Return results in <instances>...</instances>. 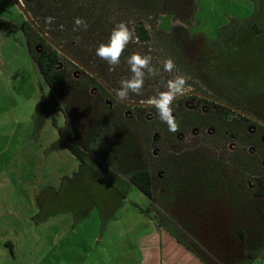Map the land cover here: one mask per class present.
Here are the masks:
<instances>
[{"label":"rangeland","instance_id":"1","mask_svg":"<svg viewBox=\"0 0 264 264\" xmlns=\"http://www.w3.org/2000/svg\"><path fill=\"white\" fill-rule=\"evenodd\" d=\"M196 3L188 29L198 36L190 52L186 48L183 53L190 67L195 60H189L209 57L214 50L199 35L215 41L221 27L234 18L247 21L254 12L253 0ZM0 18V264H203L196 250L179 238L182 233L190 242L197 239L202 245L207 239L213 247L221 246L224 260L232 236L225 234L229 222L174 214L178 208L172 201L153 199L152 204L133 185H121L126 197L116 202L113 192L99 187L102 204L89 209L88 216L60 210L89 202L87 188L56 194L78 168L67 150L51 149L57 139L53 122L65 127L66 118L56 112L41 126L36 122L51 91L28 52L26 35L18 27L25 18L12 0H0ZM145 25L151 35L156 30L168 33L175 20L160 13L157 19L149 16ZM34 43L43 44L37 37ZM74 71L72 67L69 81H74ZM156 173L154 169V177ZM44 190L47 200L38 204L36 198ZM40 207L58 213L40 214ZM250 264H264V257Z\"/></svg>","mask_w":264,"mask_h":264},{"label":"trees","instance_id":"2","mask_svg":"<svg viewBox=\"0 0 264 264\" xmlns=\"http://www.w3.org/2000/svg\"><path fill=\"white\" fill-rule=\"evenodd\" d=\"M22 1L32 22L40 31L77 61L92 69L95 67V73L111 88H118L119 80L131 75L125 61L129 55L138 52L141 55H151L153 65L161 68V75L155 79H146L145 86L151 83H166L175 75H184L190 79L197 78L212 91H220L231 97L241 98L261 112L264 110V0H253L252 16L247 21L232 19L230 23L220 28L218 39L215 41L199 35L204 42L214 45V50L209 57L200 55L199 58L189 60H195L192 67L187 66L188 61L183 60V53L187 46H192L198 36L191 35L188 29L195 18L197 0ZM160 13L172 14L175 25L168 33L156 30L151 35L145 21L151 15L157 19ZM49 16L55 18V23L50 27L45 24V18ZM76 17L83 18L88 23L87 31H73V21ZM119 21L129 24L138 37V42L129 44L121 56L120 65L115 71H109L108 64L95 55V49L100 43L107 42L112 27ZM25 25H28V29H24ZM18 27H21L26 35L28 52L51 91L50 98L44 101L36 122L41 126L49 115L56 112L63 113L66 125L58 127L55 121L53 122L57 130V139L51 144V149L67 150L78 162V168L72 178H65L66 183L60 186L56 194H61L66 188L68 191L72 187L88 190L89 202H84L83 207L72 203L60 210L72 211L74 214L79 211L81 216H88L89 209L102 204L99 199L101 197L99 187L108 188L110 192H113L112 197L116 202L126 197L125 189L121 185L127 184L135 186L153 204L151 176L140 162L138 154L140 147H137L133 133L129 131L123 135V130L118 128L117 121L114 123L115 126L109 125L107 118L95 121L92 118L89 103L83 100L82 105L79 104L81 98L77 93L76 83L81 81L91 83L94 80L83 78L69 81L67 72H71L72 67H77L57 50L48 46L26 20H23ZM35 37L39 42H43L41 45L44 50L41 52H34L32 49ZM167 58H171L176 65V71L173 73L162 70V62ZM60 100H62V106ZM81 108L84 117L79 119L77 115ZM93 120L95 122L91 124ZM261 180L264 181V178ZM72 193L73 191L70 195ZM46 194L44 190L37 196L38 204L45 203ZM258 194L260 214L256 230L252 231L250 227L245 229L247 222L250 225L254 222L250 217L234 222L236 229L231 231L233 233L227 228L225 234H232V236L229 237L230 246L225 251L224 260L220 256L222 247L219 245L213 247V243L211 244L207 239L200 245L195 238L194 242H190L183 233L178 235L179 238L190 246L192 251L196 250L195 254L203 264H250L256 257L263 258V185ZM43 210L40 207V214L45 212L52 216L58 213L54 208ZM229 226L230 223L227 227Z\"/></svg>","mask_w":264,"mask_h":264},{"label":"flooded vegetation","instance_id":"3","mask_svg":"<svg viewBox=\"0 0 264 264\" xmlns=\"http://www.w3.org/2000/svg\"><path fill=\"white\" fill-rule=\"evenodd\" d=\"M45 43L52 47L46 40ZM32 49L44 50L43 45L34 42ZM61 55L77 67L73 72L76 81L94 80L76 83L80 106L86 100L95 121L107 118L109 125L114 126L117 121L123 135L133 133L140 147V162L147 163L154 200L172 201L178 208L174 214L217 219L219 224L229 222L230 232L236 229L234 222L250 217L254 222H247L245 229L256 230L260 214L258 193L264 186V110L261 112L241 98L212 91L197 78L188 77V90L172 105L180 129L173 134L159 120L155 109L147 105L156 89L164 90L165 83L148 84L143 95L120 102L114 95L115 88L95 73V67L92 69L68 54L80 66ZM69 74L70 71L67 77ZM83 117L81 108L77 118ZM153 168L157 170L155 177Z\"/></svg>","mask_w":264,"mask_h":264},{"label":"clouds","instance_id":"4","mask_svg":"<svg viewBox=\"0 0 264 264\" xmlns=\"http://www.w3.org/2000/svg\"><path fill=\"white\" fill-rule=\"evenodd\" d=\"M55 23L54 17H46L45 24L49 27ZM73 31L88 30V23L80 17L74 18ZM138 37L127 22L119 21L111 29L106 43H100L95 49V55L105 61L109 66V71L115 69L121 63L127 46L131 43H137ZM153 57L149 54L141 55L136 52L126 58V64L131 75L119 80V87L113 89L114 95L120 102L129 101L132 95L141 96L145 88V81L148 78L155 79L161 75V68L152 63ZM162 70L166 73L176 71V65L171 58L164 59ZM188 78L184 75H175L168 79L164 84V90H155V94L147 100V105L154 108L159 120L167 125V131L178 133L179 125L173 115V102L188 90Z\"/></svg>","mask_w":264,"mask_h":264},{"label":"water","instance_id":"5","mask_svg":"<svg viewBox=\"0 0 264 264\" xmlns=\"http://www.w3.org/2000/svg\"><path fill=\"white\" fill-rule=\"evenodd\" d=\"M16 6V8L23 14L25 20L29 23L32 24V26L35 28L36 31L39 32V34L55 49L57 50V52H59L60 54L65 55L66 57L72 59L68 54H66V52H64L58 45H56L54 42H52L44 33H42L35 24L32 23V19L30 18V16L28 15V13L26 12L24 5L22 4L21 0H12ZM76 64L82 66L79 62H77L76 60L72 59Z\"/></svg>","mask_w":264,"mask_h":264},{"label":"crops","instance_id":"6","mask_svg":"<svg viewBox=\"0 0 264 264\" xmlns=\"http://www.w3.org/2000/svg\"><path fill=\"white\" fill-rule=\"evenodd\" d=\"M235 19V18H234ZM241 20V19H240Z\"/></svg>","mask_w":264,"mask_h":264}]
</instances>
